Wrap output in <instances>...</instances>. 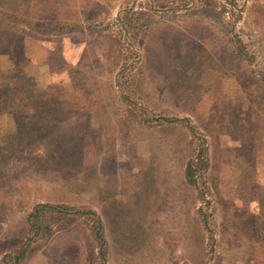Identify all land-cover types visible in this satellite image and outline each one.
I'll use <instances>...</instances> for the list:
<instances>
[{"label": "rangeland", "instance_id": "374dc122", "mask_svg": "<svg viewBox=\"0 0 264 264\" xmlns=\"http://www.w3.org/2000/svg\"><path fill=\"white\" fill-rule=\"evenodd\" d=\"M0 13L53 30L0 48L17 81L0 88V264H93L83 211L103 223L106 264H264V0ZM51 84L28 107V88ZM42 205L72 213L36 237L26 219Z\"/></svg>", "mask_w": 264, "mask_h": 264}, {"label": "trees", "instance_id": "16d2710c", "mask_svg": "<svg viewBox=\"0 0 264 264\" xmlns=\"http://www.w3.org/2000/svg\"><path fill=\"white\" fill-rule=\"evenodd\" d=\"M23 16L24 15H21V14H16V15L12 14L11 15V14H7V13H0V31H5V30L8 31L7 33H4L5 36H0V48H1V44L6 45L8 43V41H9L8 35H12L10 37H14L17 34L22 35L24 28L31 29L34 32L38 31V32H41L43 34L44 33H52L53 30L43 31V29H41L40 27H37L34 23H30V21H28L27 18H25ZM2 55H4V54H2ZM24 79L25 78H23V80ZM16 83H17L16 78L12 77L10 75L9 71L3 72V70L0 69V88L4 87V86H8L9 84L15 85ZM31 88H28L29 89L28 91H30L32 94H34V96H31L30 99L27 98L29 101L28 107H30V108H32L34 106V102H33L32 97L36 96L37 98H39L38 95H40L42 93L41 94L42 96H49V98H52V92L56 93V92L60 91V88L58 86H55L52 84L47 88V90L45 92H41V91L36 90L35 88L34 89L33 88L31 89ZM18 89H20V88H18ZM50 100L52 101V99H50ZM40 101L43 102L41 99H40ZM37 102H39V101H37ZM90 105H93V103ZM177 123H179V122H177ZM202 153H204V151H202ZM192 171L193 170L189 169L187 176L190 177L192 174ZM71 213L72 212H69L67 209L59 207L58 212L55 214L52 211V205H42L40 207V209L35 208V211L27 217L26 223H28L30 229L32 231H34V235L36 237L37 236L39 237L40 234L43 232V230H45L47 232L49 227L51 226V223L56 221L57 217H53V216H55L57 214L58 215H62V214L70 215ZM74 214L76 215L77 213H74ZM82 216H88V217L92 216L94 218L92 220L95 223V231H94V238L95 239L93 242V247L95 248L96 253H95V258H94L93 264H106V241H105L104 236H103V223L100 220V218L98 217V215L91 212V211H83L81 214H79V216H77V218L81 219ZM81 224H82V222H81ZM84 224H86V223H84ZM69 247L70 246L68 244L63 245L60 248H58V250L60 252H62L64 249H67ZM75 247L79 248V250H80L79 255H80L81 254V247H79V246H75Z\"/></svg>", "mask_w": 264, "mask_h": 264}]
</instances>
